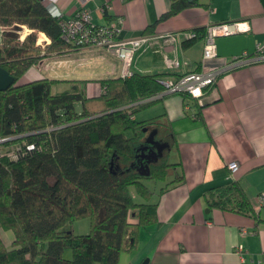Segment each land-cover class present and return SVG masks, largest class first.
Returning a JSON list of instances; mask_svg holds the SVG:
<instances>
[{
  "label": "trees",
  "instance_id": "1",
  "mask_svg": "<svg viewBox=\"0 0 264 264\" xmlns=\"http://www.w3.org/2000/svg\"><path fill=\"white\" fill-rule=\"evenodd\" d=\"M184 1L173 0L162 18L184 8ZM60 20L44 0H0V25L29 29L21 39L10 27L0 42V66L15 78L0 91V230L13 234L10 245L0 235V264H119L141 228L157 221L148 181L165 180L178 166L169 161L170 141L156 119L136 117L165 91L163 74L131 69L128 76L102 79L97 96L82 89L53 93L57 81L47 77L19 82L49 54L82 48L63 38ZM203 31L196 29L183 45L204 38ZM41 32L50 39L45 52L37 44ZM156 137L166 146L147 159L141 149L160 143ZM182 177L176 173L170 183ZM207 201L253 210L236 181L211 189ZM82 217H89V230L76 232L73 222Z\"/></svg>",
  "mask_w": 264,
  "mask_h": 264
},
{
  "label": "crops",
  "instance_id": "2",
  "mask_svg": "<svg viewBox=\"0 0 264 264\" xmlns=\"http://www.w3.org/2000/svg\"><path fill=\"white\" fill-rule=\"evenodd\" d=\"M44 2L53 3L66 19L83 8L91 10L99 25L122 18L121 38L154 36L135 53L134 72L163 74L160 77L166 80L222 68L216 84L202 97L165 93L142 111L149 110L143 120L156 119L154 125L166 134L169 161L178 163L175 172L183 177L170 183L174 173L159 180L157 188L150 186L151 200L158 203L157 221L141 228L135 247L121 253L119 264H264V203L259 200L264 193V62L224 68L264 41V0H187L184 8L164 19L173 0ZM106 4L110 8L104 14L100 7ZM229 21L246 22L250 28L215 38L216 58L203 60L204 38L183 45L188 32L204 29V34L208 25ZM166 33L177 36L175 40L159 36ZM41 36L50 43L43 32L39 43ZM120 72L121 60L104 49H69L67 54L42 58L19 82L45 77L66 80L61 92L82 89L87 96H97L100 81ZM80 104H76L79 109ZM232 162L238 164L235 170L228 166ZM235 181L244 188L251 213L209 205L211 189ZM3 238L10 245L12 232L4 230Z\"/></svg>",
  "mask_w": 264,
  "mask_h": 264
},
{
  "label": "built area",
  "instance_id": "3",
  "mask_svg": "<svg viewBox=\"0 0 264 264\" xmlns=\"http://www.w3.org/2000/svg\"><path fill=\"white\" fill-rule=\"evenodd\" d=\"M87 1L82 0V4L85 5ZM47 6L52 13L61 17L62 36L67 42L73 43L76 47L101 48L119 58L121 60L120 75L123 77L132 73V62L135 53L149 40L154 38V36L148 34H142L131 39L121 38L122 18L99 25L94 22L92 12L88 8L80 9L73 17L66 19L62 12L55 8L53 3H47ZM109 8L110 6L106 4L100 7V11L105 13ZM249 28L246 22L237 21L208 25L204 36L203 60L217 57L215 38L248 31ZM159 36L175 40L177 35L175 33H166ZM185 36L193 38L196 36V33L190 31ZM3 37L0 36V42ZM255 62H264V41L256 45L254 52L249 53L245 51L238 57H235L232 63H227L224 68H229L233 63L251 64ZM221 71L222 68L195 70L168 78L164 81L165 91L161 96L165 93L186 92L191 97L199 98L204 95L209 87L216 84ZM237 165V162H232L228 166L230 169L235 170ZM259 200L260 203H264V193L259 196ZM242 250L243 246L240 245L237 251L240 253Z\"/></svg>",
  "mask_w": 264,
  "mask_h": 264
},
{
  "label": "rangeland",
  "instance_id": "4",
  "mask_svg": "<svg viewBox=\"0 0 264 264\" xmlns=\"http://www.w3.org/2000/svg\"><path fill=\"white\" fill-rule=\"evenodd\" d=\"M15 30H16V32H19L20 31V33L21 34H23L24 35V38H25V33H28L29 32V29H28V27H26V26H24V25H17L16 27H15ZM38 34V33H37ZM23 38V39H24ZM43 38H45V36H41V39L42 40H40V41H42V42H38L37 41V44L41 47V49H42V51H44L45 52V50H46V41H44V39ZM50 40V39H49ZM67 51H68V48L66 47L65 49H64V51L63 52H55V53H52V54H55V55H57V56H60V55H64V54H67ZM52 54H49V55H52ZM48 55V56H49ZM38 63V62H37ZM105 74V73H104ZM67 76V75H66ZM66 81V80H65ZM65 81H61V82H54L53 83V85H52V91H53V93H58V92H61V90H64L66 87H67V81L65 82ZM148 108V107H147ZM79 109V108H78ZM145 110V109H144ZM143 111V110H142ZM139 112L138 114H137V116H138V119L139 120H143V119H145L147 116H148V114H149V110L148 111H146V112ZM128 135H131V132H129V133H127ZM147 182V181H146ZM148 184L153 188V189H155V187H156V185H160L161 183H160V181L159 180H156V181H148ZM132 188V187H131ZM157 188V187H156ZM133 189V188H132ZM73 226H74V228H75V231L76 232H79L80 230H78V229H82V230H84V232L85 231H88L89 230V227H90V219H89V217H82V218H80V219H78V220H76V221H74L73 222ZM84 228V229H83ZM0 235H1V237H2V240H4L5 241V239L7 238V234H6V238H3V231H0ZM4 237H5V235H4ZM7 239H9V238H7ZM3 241V242H4ZM69 252H71L69 249L67 250L66 249V255L69 253Z\"/></svg>",
  "mask_w": 264,
  "mask_h": 264
},
{
  "label": "water",
  "instance_id": "5",
  "mask_svg": "<svg viewBox=\"0 0 264 264\" xmlns=\"http://www.w3.org/2000/svg\"><path fill=\"white\" fill-rule=\"evenodd\" d=\"M15 26H17V24H14V25L8 26V27L0 26V36L3 37L6 32L12 31V30H10V27H15ZM14 82H15L14 76L12 74H10L5 68L0 66V91L6 90ZM149 140H151V139H149ZM141 150L145 154V156L149 157L151 155L153 159H156L158 156H160L162 154V148H159L158 151H153L154 154L151 152H147L148 151L147 146L142 147Z\"/></svg>",
  "mask_w": 264,
  "mask_h": 264
},
{
  "label": "flooded vegetation",
  "instance_id": "6",
  "mask_svg": "<svg viewBox=\"0 0 264 264\" xmlns=\"http://www.w3.org/2000/svg\"><path fill=\"white\" fill-rule=\"evenodd\" d=\"M153 140H154V138H153ZM156 140H159V142L160 143H157V145H151V146H149V145H144V146H147L148 147V151L150 152V150H151V148L153 147L155 150H157L158 148H161V147H163V145H164V143H165V145H166V143H167V140L166 139H164L163 137H161L160 139H158L157 137H156ZM161 142H163V143H161ZM161 144H163V145H161ZM152 148V149H153ZM154 149H153V151H154ZM147 151V152H148ZM154 154V153H153ZM146 158L147 159H152V156L150 155L149 157H147L146 156Z\"/></svg>",
  "mask_w": 264,
  "mask_h": 264
},
{
  "label": "bare ground",
  "instance_id": "7",
  "mask_svg": "<svg viewBox=\"0 0 264 264\" xmlns=\"http://www.w3.org/2000/svg\"><path fill=\"white\" fill-rule=\"evenodd\" d=\"M19 25V24H18ZM20 33V31L18 32ZM20 38L23 39L24 38V35L20 33Z\"/></svg>",
  "mask_w": 264,
  "mask_h": 264
}]
</instances>
